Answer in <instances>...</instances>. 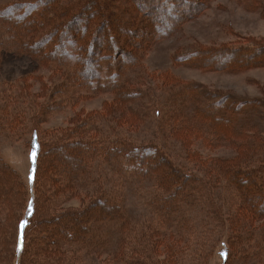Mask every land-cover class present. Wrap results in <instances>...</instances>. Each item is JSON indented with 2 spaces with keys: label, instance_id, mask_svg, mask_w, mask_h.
<instances>
[{
  "label": "trees",
  "instance_id": "16d2710c",
  "mask_svg": "<svg viewBox=\"0 0 264 264\" xmlns=\"http://www.w3.org/2000/svg\"><path fill=\"white\" fill-rule=\"evenodd\" d=\"M207 2L0 3L1 49L29 55L55 75L51 84L40 79V94L29 91L26 77L17 84L0 85V131L21 130L28 135L33 190L29 207L20 177L0 158V264H204L214 240L223 239L221 264H264V140L240 138L245 153L228 167L214 164L192 142L201 138L205 142V134L220 141L219 133L229 129L219 125L226 98L213 102L216 112H210L191 101L197 92L185 86L183 94L195 106L185 116L198 117L201 123L187 125L180 113L172 112L177 97L173 92L162 95L157 78L144 75L145 85L136 81L139 70L137 78L130 82L124 78L127 84L118 87L124 74L143 66L140 51L175 33L181 19L200 13ZM178 57L192 68L241 72L264 67V41L250 46L198 45ZM166 73L167 81L172 80ZM112 83L117 85L120 105L132 102L141 126L154 127L156 136L147 133L163 136L164 143L146 135L132 136L129 130L135 125L130 119L122 121L125 130H120L112 122L115 113L109 114L117 110L114 105L107 112H75L82 90ZM135 84L140 85L132 89ZM43 92L47 95L41 100ZM184 102L178 100L177 107L184 108ZM67 109L72 110L67 126H41L52 113ZM198 109L204 112L201 116ZM165 129L182 139H166L170 135ZM192 129L198 138L190 136L195 135ZM223 142L231 140L224 137ZM190 164L205 170L199 169L200 175ZM224 180L228 186L213 192ZM238 182L245 184L243 191L232 190ZM118 185L131 187L129 200L125 192L113 189ZM73 198L79 205L67 206ZM124 204L136 207L137 216L127 214ZM221 233L225 237L219 240ZM161 244L166 248L163 258Z\"/></svg>",
  "mask_w": 264,
  "mask_h": 264
},
{
  "label": "rangeland",
  "instance_id": "374dc122",
  "mask_svg": "<svg viewBox=\"0 0 264 264\" xmlns=\"http://www.w3.org/2000/svg\"><path fill=\"white\" fill-rule=\"evenodd\" d=\"M8 0H0V3ZM192 14V13H191ZM194 14V13H193ZM181 25L179 30L170 35L168 38L147 46L138 53L141 59L140 68L131 69L129 72L123 75L118 81V87L121 84L126 85L124 78H128L129 82L134 78H139L136 81L144 82V75H149L153 78H157L158 87L160 90H164L162 95H171L177 97L176 104L172 106V112L175 114L180 113L183 117L182 120L186 121L185 124H201L198 117L185 116V112L192 111L195 106L191 104L189 98L186 97L183 92L185 86H190L197 93L191 100L194 104L199 105L202 109H209L210 112H216L213 106V102L217 100L225 99L226 106L220 111V114L225 113V117L222 118L219 124L221 128H229L225 134L219 133L220 141L214 140L210 135L205 134L203 139H196L192 142V146L195 150L202 153L204 157H211L216 162L228 167L232 160H236L241 157L246 151L245 146H239L240 138H255L257 137L261 141L264 140V67H254L243 71L231 72L225 70H202L198 68H192L186 66L179 61L180 54L183 52L194 49L196 46L201 45L204 47H217L222 44L234 43L235 45L250 46L257 40L264 41V0H208L207 6L196 15H189L184 19H181ZM104 71V69H103ZM165 72H168L169 78L172 76V80L166 78ZM165 75V76H164ZM28 78V84L30 85L29 91L40 94L42 91V85L40 79L47 84H51L55 80L54 73L50 68L40 65L36 59L29 55H20L10 52H5L0 46V85H6L9 83L17 84L21 78ZM54 78V79H53ZM140 84H135L132 89ZM144 85V88L146 87ZM117 87L115 84H109V87L102 89L82 90V96L78 99L75 106V112L80 110L81 113H87L89 111L107 112V108L110 105H114L117 110L110 111V117L115 113L113 123L120 129L125 130L123 126L125 124L122 121H129L134 123L135 129L129 130L132 136H148L151 140H156L158 143H164L165 138L158 136L157 138L151 137L147 131L153 132V135H157L154 127L146 124L142 125L138 121L140 114L134 113L132 109V102L127 103L126 107L120 105L119 99L116 100L115 93ZM173 90V91H172ZM175 90V91H174ZM118 93V92H117ZM184 96L180 97L179 95ZM41 100H44V94L42 93ZM118 98L124 100L118 95ZM182 98L185 107H177L178 100ZM198 98L199 101L195 100ZM224 101V99H223ZM160 103V102H159ZM161 107L164 103L161 101ZM208 106V107H207ZM236 108L235 111V107ZM174 107V108H173ZM168 109L167 106H165ZM240 108V109H239ZM201 116L202 111L198 109ZM72 110L67 109L64 112H54L47 119L42 122L41 126L45 129H52L56 127H65L68 125ZM173 112V113H174ZM208 112V111H207ZM209 115H213L208 113ZM151 117V113L149 114ZM214 116V115H213ZM109 117V118H110ZM108 118V119H109ZM179 117H177L178 119ZM101 120V119H100ZM155 120V119H152ZM229 124H225V121ZM204 124V123H203ZM177 125V124H176ZM175 125V126H176ZM100 129L105 130L104 126H99ZM138 127V129L136 128ZM189 128L188 126H186ZM193 128L194 127H191ZM192 129L191 134L195 138H198V133ZM147 130V131H146ZM176 129L174 131H177ZM230 130V131H229ZM170 136H166V139H182L176 132H168ZM14 134V135H13ZM231 140L230 143H224L223 138ZM28 135L21 130L17 132H11L9 130L0 131V158L10 165L20 177L26 194L27 205L31 206L32 200V175H31V161L32 152L28 149ZM163 140H162V139ZM188 136L183 139H187ZM192 138V137H189ZM252 138V139H253ZM200 140V141H199ZM177 146L181 143L176 142ZM230 144V145H229ZM249 150V149H248ZM229 160V161H228ZM225 162V163H223ZM218 165V164H217ZM220 165L222 169H224ZM191 170L201 175L200 170H205L195 164L189 165ZM225 167V168H226ZM200 169V170H199ZM252 176V175H251ZM255 176H252L254 178ZM249 180L251 178L248 176ZM238 185V188H233V191L240 189L243 191L242 186L244 183H233ZM228 186L226 180L215 185L213 192ZM131 188L118 185L113 187L117 190V193L125 192L126 199L129 200L128 189ZM133 195V193H132ZM198 202V201H196ZM79 202L73 198L67 203V206H78ZM124 208H127V214L131 217H136L138 209L131 204H124ZM196 219L195 214L192 216V222ZM2 218H0V221ZM264 220V219H263ZM110 230V228H109ZM220 239H223L225 235L221 233ZM214 249L212 254L208 257L204 264H221L224 251V239L223 241H215L212 243ZM160 249V257L165 256L166 248L163 249L162 244L158 248ZM91 253V251H89Z\"/></svg>",
  "mask_w": 264,
  "mask_h": 264
}]
</instances>
